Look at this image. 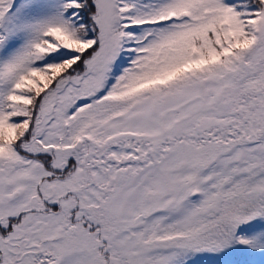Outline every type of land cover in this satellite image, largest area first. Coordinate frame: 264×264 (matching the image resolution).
I'll use <instances>...</instances> for the list:
<instances>
[{
    "label": "snow or ice",
    "instance_id": "snow-or-ice-1",
    "mask_svg": "<svg viewBox=\"0 0 264 264\" xmlns=\"http://www.w3.org/2000/svg\"><path fill=\"white\" fill-rule=\"evenodd\" d=\"M0 264H264V0H0Z\"/></svg>",
    "mask_w": 264,
    "mask_h": 264
}]
</instances>
